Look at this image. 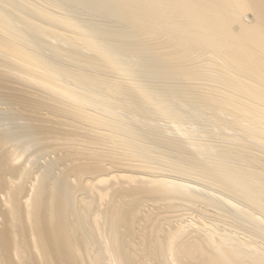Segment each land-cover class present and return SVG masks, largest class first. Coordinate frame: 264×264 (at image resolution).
Listing matches in <instances>:
<instances>
[{
  "label": "bare ground",
  "instance_id": "obj_1",
  "mask_svg": "<svg viewBox=\"0 0 264 264\" xmlns=\"http://www.w3.org/2000/svg\"><path fill=\"white\" fill-rule=\"evenodd\" d=\"M0 264H264V0H0Z\"/></svg>",
  "mask_w": 264,
  "mask_h": 264
}]
</instances>
